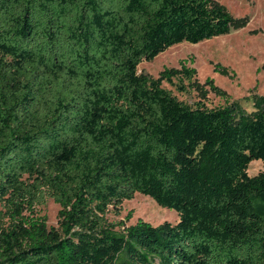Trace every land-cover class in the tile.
Masks as SVG:
<instances>
[{"label":"trees","instance_id":"1","mask_svg":"<svg viewBox=\"0 0 264 264\" xmlns=\"http://www.w3.org/2000/svg\"><path fill=\"white\" fill-rule=\"evenodd\" d=\"M237 27L211 0H0V264H264V97L138 73ZM135 194L178 221L113 220Z\"/></svg>","mask_w":264,"mask_h":264},{"label":"rangeland","instance_id":"2","mask_svg":"<svg viewBox=\"0 0 264 264\" xmlns=\"http://www.w3.org/2000/svg\"><path fill=\"white\" fill-rule=\"evenodd\" d=\"M211 1L224 8L229 17L237 21L238 27L224 36L198 44L184 42L174 45L152 61H143L138 66V73L157 79L164 70L179 69L183 62L195 69L196 84L205 92L204 104L208 108L237 102L250 113L253 111L252 97H264V0ZM162 87L189 105L202 98L197 91L179 94L174 86L165 81ZM262 171L258 161H252L247 170L250 177ZM57 211L58 206L51 200H47L42 207L48 228L57 226ZM128 213L131 217L126 226L142 222L156 227L178 221L174 211L159 207L150 197L142 194H135L132 200L124 201L120 216L111 218L123 220Z\"/></svg>","mask_w":264,"mask_h":264}]
</instances>
